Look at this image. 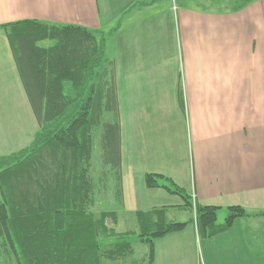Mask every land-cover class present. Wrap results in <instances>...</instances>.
Here are the masks:
<instances>
[{"label": "crops", "instance_id": "0c3cea01", "mask_svg": "<svg viewBox=\"0 0 264 264\" xmlns=\"http://www.w3.org/2000/svg\"><path fill=\"white\" fill-rule=\"evenodd\" d=\"M202 1L0 0V26L38 20L111 34L106 53L115 64L121 173L125 153L147 157L149 165H155V155L160 162L170 157V164L176 163L188 140L193 169L188 179L173 174L171 165L147 170L171 178L195 204L216 207L219 224L231 207L247 212L229 229L205 238L192 211L178 203L177 210L189 215L175 222L189 225L155 241L153 264H264V1L237 12L229 0L211 10ZM46 42L39 46L55 45H41ZM1 76L15 86L8 91L10 129L0 125V142L27 140L29 133L26 148L39 124L0 29ZM63 93L75 97L69 83ZM152 197L150 202H162L163 197ZM162 204L149 206H171ZM136 250L123 262L103 264H147V249L140 256Z\"/></svg>", "mask_w": 264, "mask_h": 264}, {"label": "trees", "instance_id": "16d2710c", "mask_svg": "<svg viewBox=\"0 0 264 264\" xmlns=\"http://www.w3.org/2000/svg\"><path fill=\"white\" fill-rule=\"evenodd\" d=\"M229 1L237 12L259 0ZM0 29L39 124L28 147L0 156V258L15 264L119 263L134 255L139 242L148 248L147 264H153L155 241L183 231L189 222L171 221L169 207H154L136 212L137 232L119 233L116 212L96 211L97 196L107 190L94 178L97 137L123 202L115 64L106 53L111 34L38 20ZM45 41L55 45L40 47ZM64 83L75 97L64 95ZM145 185L179 196L194 214L200 237L211 238L248 215L231 207L219 224L216 207L195 204L171 178L149 173Z\"/></svg>", "mask_w": 264, "mask_h": 264}, {"label": "rangeland", "instance_id": "374dc122", "mask_svg": "<svg viewBox=\"0 0 264 264\" xmlns=\"http://www.w3.org/2000/svg\"><path fill=\"white\" fill-rule=\"evenodd\" d=\"M224 0H204L202 1V4H204L209 10L211 9H218L219 6L217 5L218 2H220V5L222 6V2ZM264 1V0H262ZM224 8V6L222 7ZM221 8V9H222ZM53 41H48L46 43L41 44L42 46L49 47L53 45ZM3 67V64L1 63V69ZM7 80V81H6ZM15 86L14 83L10 82L9 77L1 76L0 78V125L5 130L10 129V126L7 124L11 122L12 115L10 114V110L13 107V100L11 99V95H8L9 88L11 85ZM19 86L20 83H18ZM69 86H71L69 84ZM11 91V88H10ZM11 94V93H10ZM124 119L125 121L128 118V115L126 114V106H124ZM34 126H36V123L32 121ZM165 133H167V128L165 126ZM25 135V136H24ZM23 136L27 139H22L20 141H9V140H1L0 142V156L3 155H10L11 152L16 150L23 149L25 145L27 144V141H29L31 134L27 133ZM126 145V143H125ZM182 159L180 161L177 160L176 163L170 164V157H167V159L164 160V162H160V155L153 156V160L155 162V165H149L146 161L148 160L147 157L140 158L136 155L128 156L127 153H125L123 158V164H122V173L124 177V185L122 183V194L125 198V202L118 199V189L116 188V182L110 174H115L114 168L112 165H106L105 159L103 157V147L101 145L99 137L95 138V145H94V178L96 182H100L103 188H106L107 190L103 191L104 195H98L97 199L99 201L98 208H96V211H114L118 214L119 217V225L116 227L117 232H137L138 226L136 225V219H135V212L134 209L137 207L140 209L139 211H148L150 210L151 206L149 205H158V203H165L162 205H171L169 209L171 210L169 212V219L174 221H184L187 219L189 213H184L183 211H178L176 208V205H180L178 203L182 202V199L177 195H171L167 194L164 191H151L146 189L145 185V176L142 175L141 180V174H149L153 171H148L147 169L155 170L157 166L161 167H168L171 165V167H174L173 174H180L182 179L189 178L190 174H193L192 169V162H191V156H190V150H189V141L186 140V142L182 145ZM168 147V142H167ZM136 150V148L134 149ZM14 152V153H15ZM10 153V154H9ZM168 153V152H166ZM169 154V153H168ZM163 159V157H162ZM148 167V168H147ZM148 171V172H145ZM104 174H107L104 175ZM153 174V173H152ZM131 175L134 176L133 179L129 178ZM108 177V178H107ZM108 179V181H107ZM101 180V181H100ZM190 192L188 191V194ZM156 194V195H154ZM190 195V194H189ZM122 196V197H123ZM152 196H161L163 199H161L162 202H157V200H154L152 202L151 198ZM192 197V196H191ZM0 200H1V194H0ZM101 200V201H100ZM151 204H148V203ZM142 207V208H140ZM160 207V206H158ZM135 240V239H134ZM136 254L141 255L143 252L148 251V248L145 244L136 242ZM2 252L0 247V253ZM0 264H15L11 262H7L6 260L0 258Z\"/></svg>", "mask_w": 264, "mask_h": 264}]
</instances>
